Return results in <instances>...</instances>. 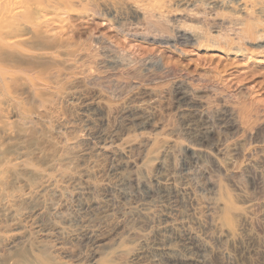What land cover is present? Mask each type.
I'll use <instances>...</instances> for the list:
<instances>
[{"label":"rangeland","instance_id":"374dc122","mask_svg":"<svg viewBox=\"0 0 264 264\" xmlns=\"http://www.w3.org/2000/svg\"><path fill=\"white\" fill-rule=\"evenodd\" d=\"M146 1L133 21L120 19L122 0L76 4L59 22L39 19V27L37 19L35 27L6 14L3 20L0 11V95L13 103V114L0 111V177L17 145L32 151L29 182L72 174L74 165L61 160L84 140L71 102L86 98L98 129L116 130L120 145L137 153L139 181L156 171L172 181L171 193L186 184L178 214L197 241L177 242L171 254L196 264H264V12L253 10L238 23L228 19L225 2L210 10L190 1ZM178 29L190 39L178 38ZM144 114L150 125L134 131L131 118ZM111 161H99L93 180L109 173ZM101 187L96 199L107 202L114 194ZM114 216L95 232L99 247L80 243L66 253L0 236V264H89L94 253L98 264H128L141 238L154 241L153 228L135 217L124 233L127 223Z\"/></svg>","mask_w":264,"mask_h":264},{"label":"bare ground","instance_id":"6f19581e","mask_svg":"<svg viewBox=\"0 0 264 264\" xmlns=\"http://www.w3.org/2000/svg\"><path fill=\"white\" fill-rule=\"evenodd\" d=\"M95 1L96 0H0V11L3 12L1 18L6 14L10 16V18H15L19 23L24 19L28 27L37 19L38 22H34L39 27L40 24L37 23H41V19H43V22L45 20V23L47 21L53 23L59 22V20H62L61 14L68 12L71 6L76 4H88L89 6ZM106 1L109 2L110 0ZM144 1L146 0H122L123 3L120 4L122 5L120 7L123 11L120 15V19L122 21L129 19L130 21L136 20V18L139 17L137 14L141 13L139 11L143 6L140 2L144 4ZM180 1L182 3L190 1L192 6L204 4V6L210 10L217 5L220 6L222 2H225L224 4L231 9V13H229L230 17H227L234 22H238L241 16L248 15L253 10L258 13L264 12V0ZM140 5L142 6L140 7ZM109 9L113 11L116 10L112 5L110 8H107V10ZM244 17L247 18L248 16ZM244 17L241 18L245 19ZM8 18H6V20H8ZM238 23L236 25H238ZM233 24L231 26H233ZM234 28L237 29L236 26ZM45 31L47 30L45 29ZM178 38L188 40L190 36L179 30ZM15 42L17 43L16 40ZM49 47L55 51L60 49L57 44H51ZM55 51H51V53H46L45 51V53L48 58H53L54 56L57 57ZM4 99L3 94H1L0 107L2 110L0 108V111L3 112V109H6L10 113L12 111L10 106L13 103L10 105V102H5ZM90 104L91 102L86 98H79L71 102V106L74 109V117L79 121V124H81L79 127L83 128L81 134L83 133L82 137L84 142L72 156L65 157L62 160L60 159L65 162L66 165L73 164L75 167L74 172H72V174L68 173L67 176L65 175L66 177L62 178L63 180L60 181L58 178L56 179L46 174L49 177H44V179L41 181L38 180V182L35 183L29 182L25 175L29 172L27 169L30 166L29 155L32 151L24 149L22 146H15L11 149L8 156L5 157L4 163L7 168H9V171L5 177H0V236L9 242H15L13 241L14 239L23 238L32 239L37 243L46 242V244L49 243L48 246L50 251L58 254L66 253L70 251L69 248L80 243H82V245L85 243L88 246L93 245V247H99V242L101 240L95 235L97 228L111 221L113 216L118 213L120 214V219L127 223V228L124 229V233H130L132 231V226L129 225V222L134 220L135 217H140L149 222L150 226L153 228L155 237V239H153L154 241L150 240L151 237L149 235H145L141 238L135 250L129 255L127 259L128 264H196V262L194 263L195 260L190 257H177L170 253V248L173 244L182 242L183 245H191L195 238H197L194 232L184 226L185 224L182 221L183 218L178 214V212H180L179 203H177L179 199L178 195H183V193L186 192V184L184 182L177 183L178 186L175 189L176 191L171 193L172 191H168V185H171L172 181L169 182V178H164L163 175H160L156 171L151 174L149 182H142V179L139 181V177L136 176L137 174L133 170L136 165L135 155H137V153H134L135 151L131 148L132 146L122 147L120 145V136L116 130L111 129L104 131L103 129H98V118L89 111ZM145 114L136 118H131L133 124L132 129L134 131L141 132L150 125L149 116ZM129 130V128L124 127V131L129 132ZM103 158L112 160V165L109 167L108 171L109 173H103L99 180H93L94 170L99 165V161ZM183 171L184 166L182 165V168L178 170V174H184L182 173ZM0 175L2 176V174ZM15 185L21 186L23 192L20 194H12L11 189ZM100 186L109 188L114 194L110 195V197L108 196L107 202L102 203L97 200L98 198L96 199V194L94 192H96L95 190ZM108 194L110 193L108 192ZM178 215L181 219L178 218ZM87 245H83V247H87ZM95 255L96 253L91 256L89 264H98L99 260ZM78 256L79 255H77V257Z\"/></svg>","mask_w":264,"mask_h":264}]
</instances>
